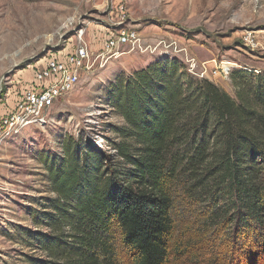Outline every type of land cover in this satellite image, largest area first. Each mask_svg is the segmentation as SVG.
<instances>
[{
	"label": "trees",
	"instance_id": "1",
	"mask_svg": "<svg viewBox=\"0 0 264 264\" xmlns=\"http://www.w3.org/2000/svg\"><path fill=\"white\" fill-rule=\"evenodd\" d=\"M251 74L231 71L236 98L177 58L119 74L113 153L66 136L61 154L38 155L49 196L30 212L38 230L20 228L43 254L29 263L200 264L205 237L230 229L236 256L257 231L252 264H264V73Z\"/></svg>",
	"mask_w": 264,
	"mask_h": 264
},
{
	"label": "rangeland",
	"instance_id": "2",
	"mask_svg": "<svg viewBox=\"0 0 264 264\" xmlns=\"http://www.w3.org/2000/svg\"><path fill=\"white\" fill-rule=\"evenodd\" d=\"M123 32L134 34L136 45L122 47V55L108 63L95 61L103 42ZM83 43L95 65L83 70L79 86L56 102L44 126L27 128L0 147V264H30L28 258L43 256L20 237V228L38 230L30 212L49 196L41 152L61 154L62 141L72 136L113 153L104 136L111 138L109 126H122L123 120L111 114L106 93L119 74L130 75L159 58H177L190 74L202 73L236 98L221 63L255 76L264 73V0L258 5L245 0H0L2 109L13 105L49 58ZM223 230L198 246L200 264L235 259L252 264L251 254L259 252L263 238L256 244L253 231L252 242L243 249L238 244L236 256L227 242L230 229Z\"/></svg>",
	"mask_w": 264,
	"mask_h": 264
},
{
	"label": "built area",
	"instance_id": "3",
	"mask_svg": "<svg viewBox=\"0 0 264 264\" xmlns=\"http://www.w3.org/2000/svg\"><path fill=\"white\" fill-rule=\"evenodd\" d=\"M245 1L258 5L263 0ZM80 39L82 42V38ZM131 43L136 45L137 38L127 32L107 38L95 61L108 63L110 59H117L122 55L121 48ZM93 61V52L83 43L66 55L49 58L37 68L34 81L25 88L13 105H7L3 110L1 104L4 102L0 103V147L10 137L27 128L44 126L49 121L50 110L56 102L79 86L83 70L91 69L95 65ZM227 65L229 64L221 63L220 68L226 77L230 76L232 71L231 67H226ZM198 77L205 79L202 73Z\"/></svg>",
	"mask_w": 264,
	"mask_h": 264
}]
</instances>
